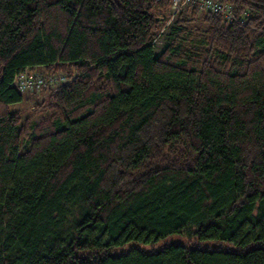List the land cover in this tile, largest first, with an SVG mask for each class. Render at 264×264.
Here are the masks:
<instances>
[{"label":"trees","instance_id":"1","mask_svg":"<svg viewBox=\"0 0 264 264\" xmlns=\"http://www.w3.org/2000/svg\"><path fill=\"white\" fill-rule=\"evenodd\" d=\"M223 1L155 53L170 0H0V264H264V0ZM26 72L67 82L12 111Z\"/></svg>","mask_w":264,"mask_h":264},{"label":"built area","instance_id":"2","mask_svg":"<svg viewBox=\"0 0 264 264\" xmlns=\"http://www.w3.org/2000/svg\"><path fill=\"white\" fill-rule=\"evenodd\" d=\"M169 10L166 18L172 21L174 15L187 11L188 9H195L197 15L216 14L219 15L223 22L231 24L236 20L233 10L229 4L223 0H170ZM67 82L65 76L48 78L38 76L35 74L23 73L15 77L13 85L21 93H32L41 89L46 84Z\"/></svg>","mask_w":264,"mask_h":264},{"label":"rangeland","instance_id":"3","mask_svg":"<svg viewBox=\"0 0 264 264\" xmlns=\"http://www.w3.org/2000/svg\"><path fill=\"white\" fill-rule=\"evenodd\" d=\"M178 15H183L187 19H189V17H190V14H189L188 10L184 11V12H181L180 14L174 15L172 21H168L167 18L165 17L164 25H163V27H162V29L160 31L161 35L156 40L155 45H154V52L155 53L159 52L161 47L164 45L165 40L168 37L170 28L172 27V24L174 23V21L178 17ZM195 15H196L197 18H199L201 16V15H197V14H195ZM197 23L200 24L199 22H197ZM197 23H196V25H198ZM35 75L39 76L40 74L37 73ZM60 83H62V82H60ZM50 92H51V90H48L47 88L46 89L44 88V89H42V90H40L38 92H35V93H24L23 94V96H24L23 103L12 106L11 110L12 111H19V110L26 111L27 109L33 108V107H35L36 105H38V104H40L42 102L43 103H47V98H48ZM171 239L174 242H181V240L178 237H172Z\"/></svg>","mask_w":264,"mask_h":264}]
</instances>
